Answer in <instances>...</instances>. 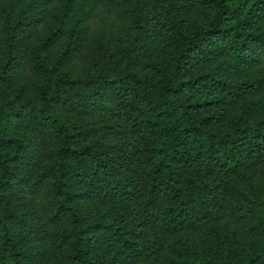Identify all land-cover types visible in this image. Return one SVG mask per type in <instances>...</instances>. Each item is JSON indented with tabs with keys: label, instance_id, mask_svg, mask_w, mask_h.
Returning a JSON list of instances; mask_svg holds the SVG:
<instances>
[{
	"label": "trees",
	"instance_id": "obj_1",
	"mask_svg": "<svg viewBox=\"0 0 264 264\" xmlns=\"http://www.w3.org/2000/svg\"><path fill=\"white\" fill-rule=\"evenodd\" d=\"M0 264H264V0H0Z\"/></svg>",
	"mask_w": 264,
	"mask_h": 264
}]
</instances>
